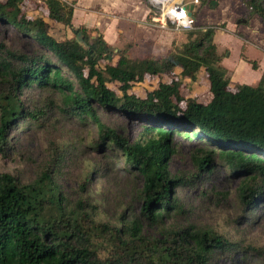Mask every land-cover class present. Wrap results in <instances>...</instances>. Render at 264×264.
Masks as SVG:
<instances>
[{
  "label": "trees",
  "instance_id": "trees-1",
  "mask_svg": "<svg viewBox=\"0 0 264 264\" xmlns=\"http://www.w3.org/2000/svg\"><path fill=\"white\" fill-rule=\"evenodd\" d=\"M27 1L0 0V23L12 24L34 44L23 51L0 41V154L10 130L34 116L21 95L37 86L58 91L64 112L96 121L98 141L119 147L126 163L139 171L140 214L149 224L174 205V188L184 182L169 170L178 132L206 143L191 156L198 170L210 171L222 161L241 176L242 204L252 207L264 200V70L255 84L231 83L221 63L226 52L219 51L213 27L189 29L181 46L163 54L132 56L111 45L97 27L75 25L73 3L40 0L45 13L29 15ZM242 1L245 20L256 16L264 23V2ZM55 24L68 26L72 34L54 36ZM79 31L85 45L76 40ZM201 69L209 99L185 97L182 78L195 79ZM152 78L158 81L145 95L131 91ZM97 108L142 119L146 136L129 140L102 123ZM53 173L46 167L22 183L0 171V264H209L217 249L232 244L209 228L165 229L153 236L139 217L118 226L96 220L80 201L68 209ZM255 250L264 255V247Z\"/></svg>",
  "mask_w": 264,
  "mask_h": 264
},
{
  "label": "rangeland",
  "instance_id": "rangeland-1",
  "mask_svg": "<svg viewBox=\"0 0 264 264\" xmlns=\"http://www.w3.org/2000/svg\"><path fill=\"white\" fill-rule=\"evenodd\" d=\"M95 1L82 0V4ZM175 1L180 0L163 1L159 5L165 9ZM182 1L194 4L192 13L195 12V19L191 28L167 32L157 27L152 30L139 26L137 40L130 38L126 43L115 44L113 39L111 45L127 50L132 56L163 54L170 48L181 46L187 40L189 29L210 26L214 29L219 51L226 52L221 63L229 71L231 83L238 81L233 74L236 62L244 54L246 44L260 46L258 39L254 38V30L264 41V23L256 16L243 21L246 10L242 0H216L214 6L211 0ZM143 2L150 5V0ZM25 8L29 15L46 11L40 0H28ZM81 9L77 6V13ZM50 32L58 38L72 34L69 27L62 24L53 25ZM118 34L121 35L116 31ZM0 41L23 51L34 47L32 40L12 24L0 23ZM246 67L241 66L243 73ZM163 77L170 79L169 75ZM157 81L152 78L135 83L131 91L145 95ZM181 89L185 97L209 99L205 71L201 69L195 79L183 77ZM21 99L34 116L28 117L30 124L27 119L22 127L15 126L10 130L9 144L0 154V171H8L19 182L25 183L46 167H53V179L68 209L80 201L96 220L118 226L139 217L145 232L153 236H159L165 229L209 228L232 242L217 249L209 264H264V255L255 250V247H264V200L252 207L242 204L237 195L241 176L231 172L222 161L215 163L210 171L198 170L191 156L198 146L206 143L184 137L181 132L173 134L176 151L169 160V170L172 176L183 177L184 182L174 188V205L164 211L156 223L149 224L140 214L142 176L126 163L119 147L98 141L96 121L64 112L60 107L59 92L48 88L27 87ZM97 112L102 123L115 128L131 141L146 136L142 119L114 110L97 108Z\"/></svg>",
  "mask_w": 264,
  "mask_h": 264
},
{
  "label": "crops",
  "instance_id": "crops-1",
  "mask_svg": "<svg viewBox=\"0 0 264 264\" xmlns=\"http://www.w3.org/2000/svg\"><path fill=\"white\" fill-rule=\"evenodd\" d=\"M66 1L73 3L74 11L72 22L75 25L97 27L103 37L111 44L113 39H115V44L126 43L130 38L137 40L136 31L139 26L142 29L146 27L156 30V27L145 23L150 11V5L144 3L143 0H97L88 4H82V0ZM77 6L83 9L79 13H77ZM75 18H77V22H75ZM116 31L121 35H116ZM162 31L169 32L164 29ZM256 33L257 31L254 30V38L258 39L260 46H256L253 43V46L246 44L244 54L240 55L234 67L233 74L239 79L238 82L255 84L259 80L261 72L264 70V41ZM243 55L248 59L255 60L257 67H252L251 63L245 60ZM241 66H248L246 67L245 73L241 71ZM234 82H237V80Z\"/></svg>",
  "mask_w": 264,
  "mask_h": 264
},
{
  "label": "built area",
  "instance_id": "built-area-1",
  "mask_svg": "<svg viewBox=\"0 0 264 264\" xmlns=\"http://www.w3.org/2000/svg\"><path fill=\"white\" fill-rule=\"evenodd\" d=\"M185 4L187 3L183 2L182 0L175 1L169 4L167 8L162 9V7L159 5V2L156 0H150V11L145 22L153 27L164 30L191 28L193 26L194 19L187 13ZM156 8H159L160 10ZM173 9H176V12H174ZM178 9L181 10L178 11Z\"/></svg>",
  "mask_w": 264,
  "mask_h": 264
},
{
  "label": "water",
  "instance_id": "water-1",
  "mask_svg": "<svg viewBox=\"0 0 264 264\" xmlns=\"http://www.w3.org/2000/svg\"><path fill=\"white\" fill-rule=\"evenodd\" d=\"M210 3H211L212 6H214L215 3H216V0H211ZM185 7L187 8V13H188L193 19H195V16H194L193 13H192V9H193V7H194V4H193L192 2H191V3H187V4H185ZM244 20H245V19L243 18V21H244ZM76 40H77L78 42H80V43H82V44L85 45V41H84V39H83V36H82V32H81V31H79V32L77 33V35H76Z\"/></svg>",
  "mask_w": 264,
  "mask_h": 264
},
{
  "label": "bare ground",
  "instance_id": "bare-ground-1",
  "mask_svg": "<svg viewBox=\"0 0 264 264\" xmlns=\"http://www.w3.org/2000/svg\"><path fill=\"white\" fill-rule=\"evenodd\" d=\"M157 2H162V1H169V0H156ZM181 9H178L180 11ZM174 12H176V9H173Z\"/></svg>",
  "mask_w": 264,
  "mask_h": 264
}]
</instances>
